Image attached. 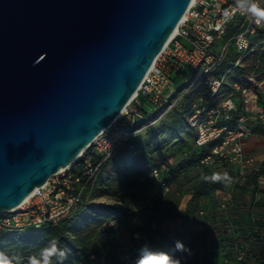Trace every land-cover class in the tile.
<instances>
[{
  "label": "water",
  "instance_id": "1",
  "mask_svg": "<svg viewBox=\"0 0 264 264\" xmlns=\"http://www.w3.org/2000/svg\"><path fill=\"white\" fill-rule=\"evenodd\" d=\"M193 0H0V213L121 114Z\"/></svg>",
  "mask_w": 264,
  "mask_h": 264
},
{
  "label": "built area",
  "instance_id": "2",
  "mask_svg": "<svg viewBox=\"0 0 264 264\" xmlns=\"http://www.w3.org/2000/svg\"><path fill=\"white\" fill-rule=\"evenodd\" d=\"M261 30H264V0H194L177 26L176 35L142 81L138 95L90 145L88 150L93 149L101 160L93 166L91 158L85 157L88 150L84 151L76 163L38 187L19 208L0 213V231L40 228L70 214L85 193L73 166L85 163L87 174L94 177L101 166L118 153L135 148L137 135L146 128H135V124L151 118L150 125H153L163 119L199 80L209 96L194 101L188 122L197 133L196 147H210V153L201 164L225 161L239 167L245 175L256 158L246 153L244 140L256 135L255 128H264V108L260 105L258 91L241 82L232 83L228 92L220 94L226 76H217L215 72L232 52L238 55L237 66L243 57L264 49V39L259 37ZM187 69L196 73L195 80L177 96L171 85L175 77H184ZM253 78L259 90L264 88V73ZM146 106L148 114L143 111ZM152 177L161 199L166 202L170 185L161 169L155 168ZM138 212V206L133 204L128 217L106 220L99 230L100 246L114 238L118 226L131 225ZM243 257V253L237 254V260ZM19 261L34 264L29 258Z\"/></svg>",
  "mask_w": 264,
  "mask_h": 264
},
{
  "label": "trees",
  "instance_id": "3",
  "mask_svg": "<svg viewBox=\"0 0 264 264\" xmlns=\"http://www.w3.org/2000/svg\"><path fill=\"white\" fill-rule=\"evenodd\" d=\"M259 37L264 39V30L260 31ZM237 57L236 53H230L215 72L217 76H226L220 94L228 92L232 83L241 82L256 89L261 96L253 76L264 73V49H258L243 57L241 64L236 66ZM195 74L193 72L190 84L194 82ZM178 78L175 77V81ZM198 85L200 88L195 90ZM208 96V91L199 80L182 101L163 119L153 125H150L151 118L135 124L133 126L135 128L146 126L137 135L135 148L118 153L101 166L94 177L87 174L85 163L81 162L79 165L73 166V172L80 178L79 185L85 190L82 200L76 204L70 214L56 222L29 230L0 231V264H15L20 259L26 258L32 259L34 264H76L75 255L80 252L87 259L85 264H140L143 260L163 261L165 258L169 261L174 257L185 255V239L187 237H191L192 242L207 240L206 227L203 230H197L199 225H205V220L200 213V200L216 190H222L226 183L213 178L208 173L202 175L197 185L194 186L193 196L185 211H179L169 206L159 194L153 200L152 214L147 216L142 234L133 239L125 254L108 258V262L101 260L99 230L109 218L128 217L132 206L126 208L125 206L98 202L91 200L90 195L97 186L110 189L112 186L118 185L116 193L126 197L129 195L128 189L133 188L136 179L144 180L149 177L154 182L152 172L155 168L161 169L163 177L170 185L179 182L180 176L189 167L208 166L201 164V160L210 153V147H196L197 133L193 131L194 128L188 122V112L194 101L201 97L207 99ZM143 111L146 114L149 113L146 108H143ZM254 131L264 134V128H255ZM173 147L183 151L184 161L178 166H173L168 162V151ZM85 157L91 158L93 166L101 160V156L93 149L88 150ZM129 158L130 161H128ZM216 163L224 169L232 167L225 161ZM105 176H108L111 181L105 180ZM262 177H264V165L247 176L248 182L253 184L254 199L259 190V179ZM75 185L77 186V183ZM259 205L264 206V203ZM180 218H182V222L174 232L164 228L165 222ZM256 224L264 227L263 220L257 221ZM223 243L229 248L226 253L229 257L233 247L236 248L237 244L234 239L230 238H225ZM154 249H158L161 256L158 257L153 252ZM253 264H264V246Z\"/></svg>",
  "mask_w": 264,
  "mask_h": 264
},
{
  "label": "crops",
  "instance_id": "4",
  "mask_svg": "<svg viewBox=\"0 0 264 264\" xmlns=\"http://www.w3.org/2000/svg\"><path fill=\"white\" fill-rule=\"evenodd\" d=\"M260 105L264 108V88L259 90ZM256 133V132H255ZM246 153L253 155L256 158L254 165H259V168L264 165V134L256 133L255 136L248 137L244 140ZM253 165V166H254ZM258 168V169H259ZM257 169V170H258ZM238 169H236L237 171ZM247 171V170H245ZM242 172V170H241ZM246 173V172H244ZM184 180V181H181ZM183 175L180 176L179 182L170 184V192L166 204L176 208L179 211H185L190 199L193 196L194 190L191 193L184 194V190L188 187ZM228 182L224 188H228ZM231 185V184H230ZM224 188L222 190H224ZM222 190H216L208 197L200 200L201 215L205 220V225H199L197 230H203L206 227L208 231V239L205 241L192 242L191 237L185 239V255L177 256L167 261V264H253L264 246V227L256 224L255 220L260 221V217L253 214L255 208L251 205L243 204L240 200H232L229 207L230 213L226 210L224 214L218 213L222 207L219 193H224ZM258 201V200H256ZM245 203V202H244ZM226 209V208H225ZM152 214V210L147 214ZM146 217L136 218L135 225L140 222V225H145ZM264 221V219H263ZM182 218L167 221L164 228L170 232H174L179 228ZM225 224V226H224ZM253 224V225H252ZM231 227H230V226ZM231 228L228 230L227 228ZM134 226L132 227V230ZM133 237H136L135 235ZM225 238L234 239L236 248L233 247L232 253L227 257L229 249L223 240ZM222 241V242H221ZM153 252L159 257L161 253L158 249ZM243 253L244 257L241 261L237 260V254ZM226 254V255H225ZM134 263V262H132ZM15 264H30L22 261H17Z\"/></svg>",
  "mask_w": 264,
  "mask_h": 264
},
{
  "label": "rangeland",
  "instance_id": "5",
  "mask_svg": "<svg viewBox=\"0 0 264 264\" xmlns=\"http://www.w3.org/2000/svg\"><path fill=\"white\" fill-rule=\"evenodd\" d=\"M200 73L201 71H199V74ZM191 77L192 71L190 69H187L184 77L178 78L175 82L172 83L171 86L176 90L177 96L182 94L189 87ZM199 88L200 86L198 85L195 87V90H198ZM187 100L189 101V98H187ZM193 131L196 133L195 129H193ZM168 154V162L173 166H178L184 161L183 151L178 150V148H171L168 151ZM128 161H130V158L128 159ZM258 168L259 165L257 164L254 166H250L249 168H247V171H245V175H242L241 169L239 167L229 166L227 167V169H224V167H222L218 163L203 167H189L187 170H185V173H183V177L189 180L186 182V185L188 187L184 190V194L191 193L192 189H194V186L197 185V183L201 179V176L205 173H208L213 178L229 183V185H227L229 187H226L224 188V190H222L224 191V193H219V198L221 199V204H219V207H221L222 204H225L226 206L222 207V209L219 210L218 213L220 212L221 214H224L225 210L230 213L231 208L228 204H230L232 200H240L243 202V204L253 206V208H255L253 214L263 220L264 206L259 204L264 203V177L259 179V190L256 192L255 199L253 198L252 193L253 184L249 183L247 180V176L253 171H256ZM236 169L238 170L236 171ZM104 179L107 181H111L108 176H105ZM117 188L118 185H114L110 189L97 186V188L92 191L90 199L98 202L113 204L116 206H125L126 208H131L133 204H136L139 208V212L134 217L133 223L131 225L118 226V228L114 232V238L100 246L102 255L101 260L103 262H108V258L119 254L122 255L127 252L128 248L131 246L133 239L139 237L142 234V230L145 226L140 225V222L135 225L136 218L148 216L147 214L151 210L153 200L159 195L157 186L151 179H149V177L145 178L144 180L136 179L133 188L128 189L129 195H127L126 197L116 193ZM257 221L258 220H255V222ZM133 226L134 229L132 230ZM230 227L227 229L230 230ZM134 235L136 237H133ZM75 261L76 264H85V261H87V259L85 255L80 252L75 255Z\"/></svg>",
  "mask_w": 264,
  "mask_h": 264
},
{
  "label": "bare ground",
  "instance_id": "6",
  "mask_svg": "<svg viewBox=\"0 0 264 264\" xmlns=\"http://www.w3.org/2000/svg\"><path fill=\"white\" fill-rule=\"evenodd\" d=\"M193 2H194V0L191 2V5L193 4ZM176 31H177V27H176V29L174 30V32L172 33V35H171L170 39L168 40L167 44H169L170 41L174 38V36L176 35ZM167 44H166V45H167ZM137 95H138V92L134 95V97L131 99V101H132ZM82 153H83V152H82ZM82 153H81L80 155H82ZM79 157H80V156H79ZM64 169H65V168H62V169L60 170V172L63 171ZM36 190H37V188L35 189L34 192H36ZM34 192L31 193V194L25 199L24 202H26L29 198H31L32 195L34 194ZM17 208H19V207H17Z\"/></svg>",
  "mask_w": 264,
  "mask_h": 264
},
{
  "label": "clouds",
  "instance_id": "7",
  "mask_svg": "<svg viewBox=\"0 0 264 264\" xmlns=\"http://www.w3.org/2000/svg\"><path fill=\"white\" fill-rule=\"evenodd\" d=\"M256 11L258 13H261V11L257 8ZM140 264H167V259L165 258V260L163 261H158L155 259H150V260H143L140 262Z\"/></svg>",
  "mask_w": 264,
  "mask_h": 264
}]
</instances>
